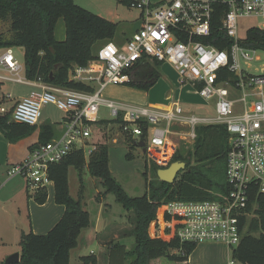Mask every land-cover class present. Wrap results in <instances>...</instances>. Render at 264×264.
<instances>
[{
	"label": "built area",
	"instance_id": "obj_1",
	"mask_svg": "<svg viewBox=\"0 0 264 264\" xmlns=\"http://www.w3.org/2000/svg\"><path fill=\"white\" fill-rule=\"evenodd\" d=\"M128 4L141 10V27L124 43L106 42L87 66L74 69V79L93 86V92L22 76L25 66L13 48L0 56V81L37 87L10 110L0 104V112L10 111L13 121L29 125L39 124L44 106L50 103L65 114L62 132L32 148L7 175L24 177L33 194L47 189L52 164L77 149L86 158L96 150L92 125L99 121L102 106L109 109L111 120L122 119L121 132L144 142L145 152L161 166L178 148L171 135L194 142L199 127L225 125L229 191L217 193L215 199L163 203L149 233L181 243H223L229 250L227 264H240L233 256L241 241L240 219L248 214L253 190L264 193V67L251 70L264 51L243 46L249 29L264 28V0H128ZM251 17L257 22L241 34L240 21ZM141 60L170 63L181 83L193 86L212 113H189L177 101L162 107L104 98L105 87L127 84L129 71ZM5 97L13 98L11 93ZM144 123L147 134L142 141Z\"/></svg>",
	"mask_w": 264,
	"mask_h": 264
},
{
	"label": "trees",
	"instance_id": "obj_2",
	"mask_svg": "<svg viewBox=\"0 0 264 264\" xmlns=\"http://www.w3.org/2000/svg\"><path fill=\"white\" fill-rule=\"evenodd\" d=\"M60 18L65 21V40L55 37ZM0 19L10 21L9 35L0 33V48H23L28 79H41L49 85L69 89L95 90L91 85L76 81L74 69L76 66H87L96 58L103 44L115 40L118 23L79 6L74 0H0ZM243 46L264 51V28L249 29ZM129 75V85L149 90L161 77V63L141 60L129 71ZM108 122L119 125L123 121L119 118L105 123ZM146 126L144 123L142 141L146 139ZM35 129L36 125L13 121L10 111L0 112V131L11 143L29 136ZM56 136V125L44 122L40 125L39 142L31 149ZM127 139L131 148L139 143L131 136ZM96 145L88 160L84 152L77 149L50 166L49 178L54 182V198L65 206L64 214L45 234H36L32 230L23 232L20 237V261L10 264H70L71 250L77 247L82 229L91 223L89 212L80 200L70 194V167L78 169L81 179L87 167L89 173L100 177L107 191L113 192L125 209L132 213L135 245L128 250L121 241L111 244L109 264H168L166 261L187 264L197 244L181 243L176 238L152 237L150 224L157 218L163 203L215 199L217 193L229 191L226 176L229 133L226 126H201L197 129L192 148L182 146L177 149L172 161H183L186 167L174 182L160 180L157 171L161 167L154 162V167H151L154 178L148 181L147 192L142 196H130L115 180L109 165L108 145L100 141H96ZM144 175L147 177V172ZM47 198L46 188L34 194L39 204H44ZM247 211L248 214L240 219L241 241L234 248L233 256L240 264H264V193L256 188L253 190ZM128 257L131 259L128 260ZM80 259L81 264H98L94 254L81 256Z\"/></svg>",
	"mask_w": 264,
	"mask_h": 264
},
{
	"label": "rangeland",
	"instance_id": "obj_3",
	"mask_svg": "<svg viewBox=\"0 0 264 264\" xmlns=\"http://www.w3.org/2000/svg\"><path fill=\"white\" fill-rule=\"evenodd\" d=\"M79 6L105 17L108 20L118 23V29L115 35L116 42L124 43L125 38L132 36V34L141 27V10L135 6H130L128 0H74ZM257 19L251 17L242 19L240 21V33L245 35L246 29L255 24ZM0 33L3 35H9L10 33V21L0 19ZM55 37L58 40L66 39V27L63 18H60L57 22L55 29ZM0 53L2 51L0 50ZM15 57L25 66L24 53L21 47L14 48ZM260 61L256 62L252 66L253 72H259L264 67V53H260ZM25 68V67H24ZM21 71V75L25 74V69ZM178 77L176 71L170 63L161 64V77L155 85L150 89H153L154 98L156 104L165 105L172 104L174 101L182 103V105L189 111H195L197 114H211L212 108L206 105L204 99L198 94L192 91L191 87L186 85H180L177 81ZM183 84V83H182ZM134 89L149 91L135 86H131L128 83L124 84ZM37 87H29L22 83H14L12 81H0V100L3 95L12 92L14 96L24 95L32 90H36ZM103 97H105V93ZM135 104L145 105L146 103L131 102ZM147 105H151L147 104ZM64 113L58 109L54 104H47L42 110V116L35 131L36 138L38 137L39 127L44 122H56L60 121ZM110 112L106 106H102L99 114V120H109ZM93 141H100L109 148V165L113 177L119 184L125 189L130 196H142L147 192V183L150 179L154 178V173L151 167H154V162L145 152V148L136 146L130 147V141L121 132L119 125H100L97 127L95 124L92 126ZM34 131V132H35ZM34 132L29 136L23 138V144H29L28 141L33 139ZM171 141H173L178 148L185 146L186 148H192L194 142H187L178 135H171ZM115 142V143H114ZM177 148V149H178ZM88 160V158H86ZM169 161L166 165H159V167H168L171 163ZM182 171V170H181ZM179 171L175 180L178 179ZM147 172V177L144 173ZM23 178V177H22ZM69 187L71 196L80 200L84 209L90 214V227L88 229V239H81V245L77 250L72 253L71 264H80L78 261V255H90L94 254L98 259V264H108L109 261V247L108 244H101L95 240L94 227L101 224V229H105L111 223L108 229V233L111 235L109 244H113L115 241L123 238L124 244L128 250H132L135 245L134 236L132 235L133 224L131 223L132 213L125 209L124 205L119 202L116 195L107 191L100 177L92 176L87 167L84 168L82 179L80 178L79 171L75 167L69 168ZM174 180V181H175ZM173 181V182H174ZM26 182V179H25ZM48 195L53 196L54 188L52 185L47 187ZM31 196L33 191L28 190L27 195ZM24 228L29 231L27 225ZM87 229L83 231V234L87 233ZM107 235V231L105 233ZM90 243H87V242ZM83 242V243H82ZM5 245L6 248H12L13 245ZM4 245V244H3ZM2 245V246H3ZM16 247L20 248L17 244ZM131 259L128 257V260ZM171 264L170 261H166Z\"/></svg>",
	"mask_w": 264,
	"mask_h": 264
},
{
	"label": "crops",
	"instance_id": "obj_4",
	"mask_svg": "<svg viewBox=\"0 0 264 264\" xmlns=\"http://www.w3.org/2000/svg\"><path fill=\"white\" fill-rule=\"evenodd\" d=\"M21 49L23 50L22 47ZM0 50L2 51V53H0L1 56L4 53L5 48H0ZM176 74L178 77L177 79L178 83L181 86L186 85L187 83H183V84L181 83L177 72ZM24 85L34 88V86L32 85H28V84H24ZM187 85L189 86V88L191 87L194 93L198 94L193 86H191L190 84ZM106 89L107 92L105 93V97H107V99L116 100L118 102H122L126 104H135V103H129L128 101L146 103L145 105L150 103L151 105L156 104V100L153 94L154 88L150 89L149 91H143V90L134 89L124 84H109L105 87L103 93ZM30 92L24 95H19L17 97L14 96L12 92H9L7 94L11 93L13 98L6 99L5 97L6 95H3V97L0 100V104H2L8 110H10L12 109L16 101L29 95ZM137 105H141V104H137ZM168 105L171 104L154 105V106L165 107ZM184 109L189 113H196L195 111H189L185 107ZM64 115L60 121L52 122L53 124L56 125V135H59L63 130ZM109 120L111 121V119ZM109 120H99L98 123H94V124L97 127H99L100 125L102 127L104 125H106L107 127L108 125L110 127L112 125H117L114 122H108V124H106L105 122ZM36 126H38V124ZM36 133L37 131L34 132L33 139L28 141V143L30 142L29 144H23L22 142L23 139L19 140L16 143H11L0 131V262H5V260L9 256H11L16 252H19L21 255L20 237L23 232H29L32 230L36 234H45L51 228H53V226L61 219L65 211V206L55 201L54 198L55 192H53V196L48 195L47 201L44 204H39L35 201L34 194H32L31 196H29V194L27 195L28 189L24 177L22 178V176L17 175L9 178L7 175L9 168L12 165L22 162L25 158H27L31 150V147L39 142L40 127L37 138H36ZM93 143L96 144V141H93ZM141 143L142 142H139V145L137 146H140ZM49 185H52L54 188L53 181H51ZM26 225L27 227H29V231H26L24 229L26 228L25 227ZM110 226L111 223L108 226H106L105 229H101V224L98 222V224L94 227L95 240L103 245L108 244L107 245L108 247L111 245L108 243L111 237V235L108 233V229ZM89 227L90 225L82 229L78 238L77 247L71 250L70 264L72 260V253L74 250H77L80 247L81 239L83 238V241L88 239L89 236H88L87 228ZM86 229H87V233L83 234V231ZM106 231H107V235L105 234ZM88 240H92V239H88ZM118 241L124 242L123 238ZM8 242H11L10 244L13 245L12 248L8 249L5 247V245L8 244ZM87 243L90 242L88 241ZM15 244H17L18 246L20 245L19 246L20 248L16 247ZM173 251L177 252L176 249H174ZM81 256L82 255H78L77 258L80 264H81V259H80ZM228 256H229L228 247L223 243L197 244L193 252L190 254L187 264H227Z\"/></svg>",
	"mask_w": 264,
	"mask_h": 264
},
{
	"label": "water",
	"instance_id": "obj_5",
	"mask_svg": "<svg viewBox=\"0 0 264 264\" xmlns=\"http://www.w3.org/2000/svg\"><path fill=\"white\" fill-rule=\"evenodd\" d=\"M140 146L145 148V143L142 142ZM185 167H186L185 162L175 161V162H172L168 167L159 168L157 171V174L160 180L172 183L175 180L178 172L183 170ZM19 261H20V253L16 252L12 254L11 256H9L5 260V263L9 264V263H15Z\"/></svg>",
	"mask_w": 264,
	"mask_h": 264
}]
</instances>
